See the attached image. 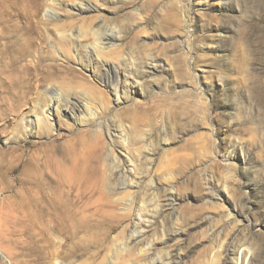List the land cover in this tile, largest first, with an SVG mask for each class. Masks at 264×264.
Here are the masks:
<instances>
[{
  "label": "rangeland",
  "instance_id": "rangeland-1",
  "mask_svg": "<svg viewBox=\"0 0 264 264\" xmlns=\"http://www.w3.org/2000/svg\"><path fill=\"white\" fill-rule=\"evenodd\" d=\"M0 251L264 264V0H0Z\"/></svg>",
  "mask_w": 264,
  "mask_h": 264
},
{
  "label": "bare ground",
  "instance_id": "bare-ground-1",
  "mask_svg": "<svg viewBox=\"0 0 264 264\" xmlns=\"http://www.w3.org/2000/svg\"><path fill=\"white\" fill-rule=\"evenodd\" d=\"M99 39H100V38H99ZM116 39H117V38H116ZM97 41H98V40H97ZM97 41H96V42H97ZM99 42H100V41H99ZM101 45H102V44H101ZM100 47H101V46H100ZM101 49H104V48H101ZM101 49H100V50H101ZM156 62H157V61H156ZM156 65H157V64H155V68L158 67V66H156ZM100 66H101V67H104V66H106V64H103V63H102V64H100ZM158 70H159V69H158ZM94 73H96V68H95ZM96 74H97V73H96ZM95 76H96V75H95ZM113 90H114V93L116 94L117 99L119 100V99H120V95H119V94H120V91H119L120 88H119V86H118V85H115ZM119 101H120V100H119ZM50 210H51V206H50V201H49V208L47 209V211L50 212ZM0 257H3V253H2L1 251H0ZM1 259H2V258H1Z\"/></svg>",
  "mask_w": 264,
  "mask_h": 264
}]
</instances>
